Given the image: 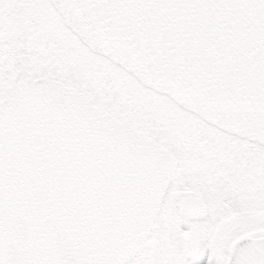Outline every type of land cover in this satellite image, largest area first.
Here are the masks:
<instances>
[{
	"label": "snow or ice",
	"instance_id": "6c2138e0",
	"mask_svg": "<svg viewBox=\"0 0 264 264\" xmlns=\"http://www.w3.org/2000/svg\"><path fill=\"white\" fill-rule=\"evenodd\" d=\"M0 264H264V0H0Z\"/></svg>",
	"mask_w": 264,
	"mask_h": 264
}]
</instances>
